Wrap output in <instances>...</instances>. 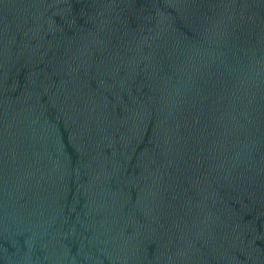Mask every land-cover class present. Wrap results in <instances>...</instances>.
I'll return each mask as SVG.
<instances>
[{
    "label": "water",
    "instance_id": "95a60500",
    "mask_svg": "<svg viewBox=\"0 0 264 264\" xmlns=\"http://www.w3.org/2000/svg\"><path fill=\"white\" fill-rule=\"evenodd\" d=\"M0 264H264V0H0Z\"/></svg>",
    "mask_w": 264,
    "mask_h": 264
}]
</instances>
